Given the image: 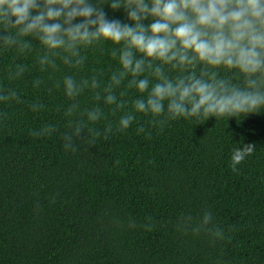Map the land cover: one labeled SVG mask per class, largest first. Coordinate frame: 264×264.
I'll use <instances>...</instances> for the list:
<instances>
[{
  "label": "trees",
  "instance_id": "16d2710c",
  "mask_svg": "<svg viewBox=\"0 0 264 264\" xmlns=\"http://www.w3.org/2000/svg\"><path fill=\"white\" fill-rule=\"evenodd\" d=\"M108 47L88 53L82 74L98 68L107 78L115 67ZM12 58L11 51L0 52L5 85ZM19 61L29 72L12 86L25 103L0 104V112L9 113L0 120V264H264V110L230 119H180L162 131L138 118L124 133L91 147L78 140L79 151L65 152L59 134L29 135L45 124L63 131L57 109L67 102L59 90L49 94L51 81L32 87L42 75L34 55ZM34 99L46 109L32 113L28 103ZM81 104H90L89 94ZM141 123L151 131L147 138L136 134ZM249 143L254 152L234 173L232 149ZM205 209L225 230L224 240L210 243L203 234L177 231L181 216L196 219ZM130 220L135 228L128 227ZM146 223L154 225L151 231Z\"/></svg>",
  "mask_w": 264,
  "mask_h": 264
},
{
  "label": "clouds",
  "instance_id": "9594fccd",
  "mask_svg": "<svg viewBox=\"0 0 264 264\" xmlns=\"http://www.w3.org/2000/svg\"><path fill=\"white\" fill-rule=\"evenodd\" d=\"M105 46L115 64L107 78L98 68L82 74L88 53ZM9 51V84L0 83V104L25 103L12 85L29 72L19 58L34 55L42 75L32 87L51 81L49 94L62 92L67 103L57 111L66 123L63 131L45 124L29 135L59 134L65 152L79 151L78 140L91 147L124 133L138 118L162 131L180 119H230L264 110V0H0V52ZM62 70L66 74L56 78ZM86 94L90 104L82 106ZM46 107L40 99L28 103L32 113ZM8 118L0 112V120ZM141 133L151 135L143 123L136 128ZM254 149L252 143L232 149L234 173ZM143 227L151 231L154 225ZM176 227L185 235L203 234L210 243L226 236L208 209L196 219L181 216Z\"/></svg>",
  "mask_w": 264,
  "mask_h": 264
}]
</instances>
